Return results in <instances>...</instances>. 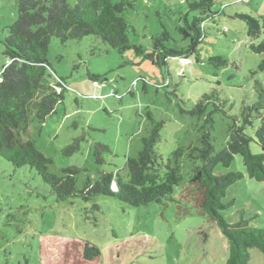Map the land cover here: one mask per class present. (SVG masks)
Segmentation results:
<instances>
[{"label":"rangeland","instance_id":"obj_1","mask_svg":"<svg viewBox=\"0 0 264 264\" xmlns=\"http://www.w3.org/2000/svg\"><path fill=\"white\" fill-rule=\"evenodd\" d=\"M186 13V0L137 1L125 15L131 26L129 43L150 52L152 37L164 29L171 48L186 47L189 40L178 32ZM210 13L197 53L189 57L193 63L169 59L167 72L132 49L120 54L94 37L64 44L52 39L47 60L53 76L65 80L67 91L56 113L44 122L30 115L22 139L51 161L53 174L79 168L76 182L81 188L87 179L94 183L100 173L120 171L127 158L137 156L141 139L152 127L148 114L154 123H164L155 147L163 161L179 147L199 145L204 117L186 112L204 94L216 95L225 113L240 122L243 109L256 104L264 91V67L260 68L264 53L250 50L251 44L264 41V35L251 41L244 22L233 16L264 18V0H214ZM192 17L187 15L189 21ZM16 18L17 0H0V73L8 63L2 42ZM215 58L225 64L209 62ZM260 112L264 116V110ZM253 115L252 125L245 129L251 138L261 123ZM213 121L210 137L219 149L231 122L221 113H215ZM74 142L78 150L66 155L65 148ZM98 144L110 150L101 153L100 165L94 156ZM250 151L258 154L260 149L251 143ZM182 166L183 182L174 188L175 197L188 180V163L183 161ZM215 172L243 174L221 200L232 202L221 212L224 220L230 224L244 220L251 228L264 229V182L246 176L238 155L228 169L217 167ZM92 205L99 210L93 211ZM70 241L98 248L97 264H226L228 258V245L218 227L195 209L184 215L173 203L132 208L105 197L89 203L58 202L29 168L15 169L0 159V264H71V256L64 258V245ZM249 264H264L263 255L249 250Z\"/></svg>","mask_w":264,"mask_h":264},{"label":"trees","instance_id":"obj_2","mask_svg":"<svg viewBox=\"0 0 264 264\" xmlns=\"http://www.w3.org/2000/svg\"><path fill=\"white\" fill-rule=\"evenodd\" d=\"M137 1L139 0H17L16 21L2 42L8 63L0 73V159L15 169L29 168L58 202L80 199L89 203L96 198L105 197L132 208L153 203H173L184 215L195 209L199 214L205 215L210 224H215L226 240V264H249L251 249L258 250L264 258V229L251 228L244 220L230 224L221 215L222 211L232 206V202H221L226 190L241 180L243 174L215 172L217 167L228 169L234 156L238 155L242 159L246 176L255 182H264V116L260 112L264 110L263 90L260 91L256 104L243 109L240 122L236 117L225 113L224 103H219L216 95L204 94L186 112L192 117H204L199 145L179 147L166 161L155 153L164 123H154L148 114L152 127L147 136L141 139L142 146L137 156L127 158L120 171L100 173L94 183L87 179L81 188L77 187L76 182L81 171L79 168L70 167L62 169L59 175L53 174L50 171L51 161L32 142L22 139L29 128L30 115L33 114L38 121L44 122L56 113L67 91L65 80L53 76L54 71L47 60L52 39L64 44L94 37L120 54L132 49L136 56L161 71L166 69V72L167 60L189 59L197 53L205 35L204 23L212 15L210 11L214 0H186L187 13L182 19L185 25L178 27L182 39L189 40L186 47L171 48L170 35L162 29L159 35L152 37V48L147 53L141 46L129 43L131 26L125 15L134 9ZM188 14H193L190 21L187 19ZM233 17L244 22L247 37L251 41L264 35L263 17L255 19L244 14H235ZM250 50L255 54H263L264 41L258 45L251 44ZM213 61L225 64L220 58L209 60ZM263 67L264 61L260 65L261 69ZM89 79L95 81L96 77L89 75ZM215 113H221L231 122L227 128V139L219 149L215 148L210 137ZM253 113L261 123L254 132V138H251L245 133V129L252 125ZM251 143L259 147L258 154L251 153ZM77 150L78 143L74 142L65 148L64 153L69 155ZM109 151L105 145H95V163L104 164L101 153ZM183 161L188 163V180L182 194L175 197L174 188L183 182ZM92 210L98 211L99 208L92 205ZM64 255V258L71 256V264H97L101 256L95 246L76 241L64 245Z\"/></svg>","mask_w":264,"mask_h":264},{"label":"built area","instance_id":"obj_3","mask_svg":"<svg viewBox=\"0 0 264 264\" xmlns=\"http://www.w3.org/2000/svg\"><path fill=\"white\" fill-rule=\"evenodd\" d=\"M178 62L180 64H192V60L188 59V58H178ZM58 91H60V89H58Z\"/></svg>","mask_w":264,"mask_h":264},{"label":"clouds","instance_id":"obj_4","mask_svg":"<svg viewBox=\"0 0 264 264\" xmlns=\"http://www.w3.org/2000/svg\"><path fill=\"white\" fill-rule=\"evenodd\" d=\"M191 60V59H190ZM114 188H116L115 186H113Z\"/></svg>","mask_w":264,"mask_h":264}]
</instances>
